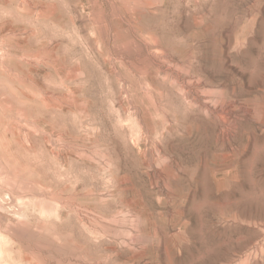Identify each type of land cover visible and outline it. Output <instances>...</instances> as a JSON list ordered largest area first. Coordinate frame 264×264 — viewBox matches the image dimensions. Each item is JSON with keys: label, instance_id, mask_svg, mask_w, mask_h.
I'll use <instances>...</instances> for the list:
<instances>
[{"label": "rangeland", "instance_id": "obj_1", "mask_svg": "<svg viewBox=\"0 0 264 264\" xmlns=\"http://www.w3.org/2000/svg\"><path fill=\"white\" fill-rule=\"evenodd\" d=\"M0 264H264V0H0Z\"/></svg>", "mask_w": 264, "mask_h": 264}]
</instances>
